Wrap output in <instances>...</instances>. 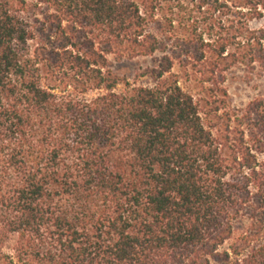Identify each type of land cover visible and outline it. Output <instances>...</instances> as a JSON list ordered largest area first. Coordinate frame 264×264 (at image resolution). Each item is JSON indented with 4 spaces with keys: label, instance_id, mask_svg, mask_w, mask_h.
<instances>
[{
    "label": "trees",
    "instance_id": "trees-1",
    "mask_svg": "<svg viewBox=\"0 0 264 264\" xmlns=\"http://www.w3.org/2000/svg\"><path fill=\"white\" fill-rule=\"evenodd\" d=\"M208 13L234 31L197 36ZM140 58L154 86L114 69ZM240 66L264 78V0H0V264H264V96L229 107Z\"/></svg>",
    "mask_w": 264,
    "mask_h": 264
},
{
    "label": "rangeland",
    "instance_id": "rangeland-1",
    "mask_svg": "<svg viewBox=\"0 0 264 264\" xmlns=\"http://www.w3.org/2000/svg\"><path fill=\"white\" fill-rule=\"evenodd\" d=\"M217 16L218 15L212 16L211 13H208L207 15H199L200 29L198 30L197 36L203 35L204 39H209L211 36L214 37L220 33L226 34L234 31L232 24L228 22L226 23V26H224L223 23H220L221 25H217L216 27V23H213V21L218 20ZM171 17L172 16L169 15V18ZM189 17H192V15L187 13L184 16H180V18H175L177 26L181 20L187 21ZM228 17L229 16L224 18L225 21L231 19L230 21L232 22V18ZM254 27L260 28L261 25H255ZM188 30L191 33L193 31L192 29ZM186 31L187 29L182 30L183 33ZM153 65L154 63L151 59L140 58L132 61L114 63V69L121 77L129 78L132 83L136 84V86L151 87L154 86L156 82H154V80L150 77L140 78L137 81H135V77L139 74L141 75V73H143L146 69H150ZM174 72L182 77L181 82L186 90L191 91L199 99L210 100L213 102L211 95L206 96L204 89H201V82L203 78L198 69H188V71L185 72L179 70L177 67ZM207 85L208 84H205V87H207ZM223 88L228 91L229 98L227 99V103L229 104V107L233 110H241L246 108L253 100L264 96V78H260L258 75L250 73L246 66L235 67L227 73V76L224 79ZM123 90L124 87L121 86L117 91L122 92ZM214 95V100L220 101L221 99H225L222 93ZM203 105L204 104H202V106ZM213 107L217 106H203L204 112H209ZM221 113H223V111Z\"/></svg>",
    "mask_w": 264,
    "mask_h": 264
}]
</instances>
